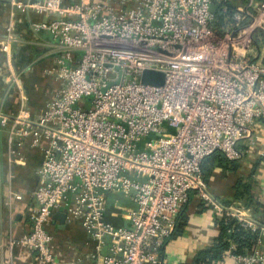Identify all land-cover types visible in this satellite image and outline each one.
<instances>
[{
    "label": "built area",
    "instance_id": "obj_1",
    "mask_svg": "<svg viewBox=\"0 0 264 264\" xmlns=\"http://www.w3.org/2000/svg\"><path fill=\"white\" fill-rule=\"evenodd\" d=\"M7 1L10 25L0 52L8 55L17 43V8L50 16L31 29L49 34L61 50L53 70L59 87L43 114L32 118L22 107L8 128L10 118L0 113L13 153L27 138L33 146L45 142L31 229L17 243L39 264H59L47 226L74 197L67 215L92 232L95 249L71 264H163L162 250L195 196L219 226L234 222L228 233L240 227L255 235L248 252H228L227 259L264 264V228L250 208L216 200L202 170L217 153L242 160L264 120V62L256 57V44L264 47V0L234 8L220 33L215 5L227 0H136L121 9L93 0ZM76 53L77 62L66 66ZM145 71L162 73L163 85L143 84ZM109 194L119 226L104 222Z\"/></svg>",
    "mask_w": 264,
    "mask_h": 264
},
{
    "label": "crops",
    "instance_id": "obj_2",
    "mask_svg": "<svg viewBox=\"0 0 264 264\" xmlns=\"http://www.w3.org/2000/svg\"><path fill=\"white\" fill-rule=\"evenodd\" d=\"M76 1L65 0L66 3ZM93 1L111 3L116 9L134 7L136 4V0ZM246 3L247 0H227L226 4L234 9ZM9 14L8 1L0 0V40L6 37L10 25ZM43 19L50 20L51 17L17 8L12 21L17 43L12 45L8 55L0 52V113L10 118L8 128L12 125L11 118L22 107L28 109L32 118L43 114L59 87L53 70L58 67L61 50L49 34H36L31 29L33 22ZM256 48L259 49L256 57L264 62V47L256 44ZM79 55L76 53L73 61L65 60V65L76 63ZM44 148L45 142L33 146L31 138H27L15 148V154L8 144L7 130H0V264H39L35 254L17 240L31 229L29 218L36 207L33 194L41 183L39 170ZM231 162H234L231 164L234 167L227 170L217 164L212 166L209 173L203 168L208 191L222 204L250 208L251 216L264 228V120L258 123L255 143L247 154L242 160ZM14 194L20 198L16 199ZM73 203L74 197L67 198L63 207L53 212L47 226L52 237L50 248L59 264L86 261L95 249L92 232L84 229L80 222L70 220L67 215ZM109 215L106 214L108 218H118L112 213ZM215 218L213 211L198 197L192 196L162 250V263L196 264L198 254L212 247L220 233ZM119 221L122 223L121 219ZM12 240L16 241L14 245L10 244ZM261 241L264 251V233ZM109 244V238H106L104 254L109 252ZM208 264L238 263L225 255L222 261Z\"/></svg>",
    "mask_w": 264,
    "mask_h": 264
},
{
    "label": "trees",
    "instance_id": "obj_3",
    "mask_svg": "<svg viewBox=\"0 0 264 264\" xmlns=\"http://www.w3.org/2000/svg\"><path fill=\"white\" fill-rule=\"evenodd\" d=\"M226 3L227 2L215 5L216 10L214 17V26L215 30L218 33H220L229 22L230 16L232 15V12L234 10ZM223 7H226V12L221 11ZM210 157L211 158L208 157L209 159L204 161L205 163L203 162L202 165V170L204 168V171L206 173H209L211 171L214 164H217L218 167H221L224 170L230 169V167H234V165L231 166V164L234 162L229 161L220 153L214 154ZM233 223V221L229 222L228 224L221 223V225L219 226L220 233L216 239V242L212 247L198 254L196 258V264L220 262L224 259L225 255L228 252H231L233 255H242L250 250L251 246L253 245L255 235L248 230L245 231L241 229L240 227H234V231L228 233V230L233 225ZM232 243L235 244L236 247L235 249L230 250Z\"/></svg>",
    "mask_w": 264,
    "mask_h": 264
},
{
    "label": "water",
    "instance_id": "obj_4",
    "mask_svg": "<svg viewBox=\"0 0 264 264\" xmlns=\"http://www.w3.org/2000/svg\"><path fill=\"white\" fill-rule=\"evenodd\" d=\"M141 81L145 85L161 86L164 83V75L162 73H159V72L145 71V72H143V74L141 76ZM113 197L114 196L112 194H109L107 196V206H108V210H107L106 214L109 215V214L112 213L114 215L119 216L121 214V212L119 210H115V209H112L110 207L111 200H112ZM130 206L132 208L135 207V205H133V204H130ZM104 222L109 223V224H111L113 226H119V225H121V222L119 221L118 218L112 219V218H108L107 216L105 217Z\"/></svg>",
    "mask_w": 264,
    "mask_h": 264
}]
</instances>
